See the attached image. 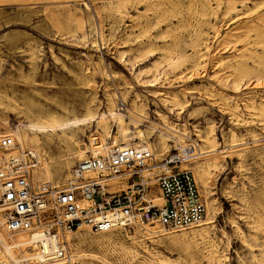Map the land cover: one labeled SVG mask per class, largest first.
<instances>
[{
  "label": "rangeland",
  "instance_id": "obj_1",
  "mask_svg": "<svg viewBox=\"0 0 264 264\" xmlns=\"http://www.w3.org/2000/svg\"><path fill=\"white\" fill-rule=\"evenodd\" d=\"M85 1L88 9L78 0L0 3V123L6 122L0 134L11 133L20 121L69 120L88 108L107 113L110 98L112 108L124 114V133L144 130L155 155L163 152L159 131L170 144L166 124L186 135L197 131L202 152L211 147L201 139H214L213 153L187 165L194 176L197 162L204 170L217 162L209 169L208 187L197 183L211 223L178 231L150 221L107 232L81 225L88 236L65 240L64 262L70 257L72 264H264V0ZM146 6L149 16L160 18L149 29L137 17ZM149 41L153 55L146 53ZM87 79L93 88L83 85ZM107 118L111 136L101 135L109 144L122 138ZM96 129L89 122L74 130L86 156ZM40 137L45 151L36 167L51 165L50 178L41 180L60 179L78 158L64 163L59 157L78 147L59 134ZM116 178L115 189L110 179L105 182L110 191L128 187V174ZM0 219L6 237L17 234L3 228L1 209ZM0 259L15 264L1 246Z\"/></svg>",
  "mask_w": 264,
  "mask_h": 264
},
{
  "label": "built area",
  "instance_id": "obj_2",
  "mask_svg": "<svg viewBox=\"0 0 264 264\" xmlns=\"http://www.w3.org/2000/svg\"><path fill=\"white\" fill-rule=\"evenodd\" d=\"M196 132L183 133L181 140L174 135L170 148L158 156L144 145L111 142L104 155L91 153L77 160L59 183L46 181L35 189L28 171L36 161L31 153L0 154V206L5 230L9 234L41 232L49 239V248L48 242L37 238L35 251L42 256L40 260H53L68 254L57 236L81 223L97 232L128 226L138 219L156 222L166 231L196 225L206 213L187 166L203 153ZM13 143L12 136L0 135V148ZM87 171L93 175H86ZM120 173L128 174V187L110 191L106 180ZM156 190L162 198L160 205L153 203Z\"/></svg>",
  "mask_w": 264,
  "mask_h": 264
},
{
  "label": "bare ground",
  "instance_id": "obj_3",
  "mask_svg": "<svg viewBox=\"0 0 264 264\" xmlns=\"http://www.w3.org/2000/svg\"><path fill=\"white\" fill-rule=\"evenodd\" d=\"M7 0H0V3L5 2ZM81 1V4L83 5V8H89L90 4L87 3L85 0H78ZM142 1L139 0L137 3H141ZM149 10H151V8L149 6H146L145 9L143 10L142 13L138 14L137 17H139V20L142 19V21L144 20V25L146 29H149L150 26L153 25L154 21L153 19L157 18L156 20L158 21V19H160L158 16V14H153L151 16H149ZM119 12H122L120 9L118 10ZM154 16V17H153ZM137 20L135 21L136 23L134 24V26H137L140 21ZM148 32V31H147ZM140 33V32H139ZM128 37L131 35V33H127ZM141 42L137 43L136 48L140 47ZM94 46V45H93ZM146 49V53L148 55H153L154 54V46L152 44V41L148 42V45H146L145 47ZM119 57L123 58V52L119 53ZM137 57V56H136ZM86 69V68H85ZM91 71V70H89ZM92 73V72H91ZM105 74H107L106 71H104ZM228 76L225 75V78H227ZM238 78H236L235 80H233V84L237 85L238 84ZM84 86L87 87H94V84L90 81V79H87V81L83 82ZM121 100H124L123 97H120L119 95H117ZM116 96V97H117ZM115 98V96H114ZM9 99V98H8ZM108 102L110 103V107L107 108V113L104 112H94L92 110H90L89 108L87 109V112L82 116V117H76V118H72L69 120H58L56 117H52L50 120H35L34 122H29V123H24V122H19L17 125L13 126L14 130L11 131V133H2V134H8L10 136L13 137L14 143L13 145H10L8 147L5 148H0V154H3L5 156H9V155H18L20 153L24 154V152L28 151L31 153V155L36 159L35 163H33L32 165H29L28 171H29V176L32 182V186L33 188H37L39 186L40 183L42 182H50L52 184L55 183H59L60 181H62L63 179L66 178V176L69 175L70 171L63 177H61L60 179L51 181V180H41L42 178H47L49 179L51 176V165L49 164L48 161L43 162L42 165H39L36 167V165L39 163L38 161V157H40L39 152H43L44 153V147L42 145V140L40 137V134L47 136L50 134H59L61 139L64 142H71L73 143L76 147H78L74 152H71L70 150H67L66 153H64L63 156L59 157V161H64V163L68 162V160L74 156H77V160L79 159H83L85 158V152H87L88 150H84L83 148H81L80 146H78L76 139H77V133L74 131L76 129H78L79 127L88 124L89 122H95L96 125L100 128V130H95L94 133H92L90 136V147L91 149L90 152L93 154H102L104 155L108 148H109V144H108V140L105 139V141L102 139V133L105 135V138H108L111 136L109 127L107 125V121L109 116H111V119L114 120V122H116L117 125V133L121 136V140L117 141V142H113L115 144H133V145H144L146 147H148L150 149V151H152L154 153L153 150V146L151 143L147 142L146 140V135L144 130H140L139 132L135 131V130H131L129 131V133L125 134L123 129L125 127L124 125V114H122L120 111H118L119 108L117 109H113L112 108V101L108 100ZM92 106V105H91ZM136 106V104H135ZM89 107V106H88ZM119 107V106H118ZM132 107H129V110ZM122 109V107H121ZM131 112V111H130ZM140 116L139 113H134ZM160 114V113H159ZM38 116V115H37ZM76 116V115H75ZM130 117V116H129ZM131 121H137L138 119H136V117H130ZM6 122L0 123V126L4 125ZM157 124V123H156ZM12 125V124H11ZM91 125V124H90ZM132 125V124H131ZM168 130H170L172 132V136L169 137V142L173 139L174 135L177 136L178 140L180 139V136L178 135H182L184 133V131H179L178 129H176L174 126H170V125H166L163 124ZM136 125L133 124V127H135ZM11 128V127H10ZM212 130V128H210ZM1 131V130H0ZM162 131V130H161ZM160 132L159 134V139H158V143L160 144V150H162L163 152H161L159 155L163 154L164 151H167L168 149V145L166 142V139L164 138V136L162 135L163 132ZM0 134V135H2ZM93 134H96L95 136H92ZM171 135V134H170ZM206 135V134H205ZM128 137L127 139L125 137ZM138 139L141 142H135L133 141L134 139ZM129 141H133L131 143H128ZM156 141V140H155ZM202 142H204L205 146L211 147V149L209 150H203L202 154H207L209 152L214 151V139L210 138V137H204L201 139ZM157 143V144H158ZM29 146L30 149L26 148ZM63 146V145H62ZM50 147V146H49ZM155 154V153H154ZM85 155V156H84ZM213 157V156H212ZM214 158V157H213ZM58 160V159H57ZM216 160L213 162H210L207 166L209 167V169H213L214 167H216ZM72 168V167H71ZM194 170L196 169V176H194L193 171L192 174L194 176V179L197 183H200L202 185L203 188H207L208 187V183H209V177H210V170H204L202 168V165L199 164L198 162L194 165V167H192ZM71 170V169H70ZM86 175H93L92 171H87L85 173ZM123 173H120L118 175H116L115 177L120 176ZM115 177L110 178L109 180V185H110V189H115L118 185L116 184L117 178L115 179ZM128 185V184H127ZM198 186V184H197ZM199 189V187H198ZM200 192V190H199ZM201 196L202 193L200 192ZM203 198V196H202ZM203 201L205 203L206 206V202L203 198ZM153 203L156 205H160L162 203V198L159 194H155L153 193ZM0 209L1 206H0ZM210 213H207V207H206V213H205V218L202 219L199 223H197L196 225H189L188 227H192V226H198L201 224L207 225L209 223H211V216L209 215ZM134 221H141L140 219L138 220H134ZM0 224H2V219H0ZM4 225V224H3ZM81 225H85L88 226L90 229L91 227L86 224V223H81L79 224L77 227L65 230L67 231L65 234V239L62 237L63 232L60 233L59 236H57L56 240H58L59 242H61V240L65 243V240H67L69 243L71 242V238L72 235H81L83 234L85 238H87L86 233L80 232L81 230L85 229L83 226L81 227ZM121 225L117 226L120 227ZM115 227V228H117ZM4 228V227H3ZM115 228H111L108 231H111ZM187 228V227H184ZM184 228H180L178 230L184 229ZM92 230V229H91ZM147 230V229H146ZM178 230H173V231H178ZM93 231V230H92ZM26 234L27 232L24 231H19L16 232L17 234L15 235H10L8 237L5 236L3 230H0V246L3 250V253L7 256H9L14 262L15 264H20V261H28V264H37V263H32L34 260L39 262V263H45V264H66V262H64L65 258H68V254L64 257L61 258H56L53 260H40L43 259L41 258L42 256L39 254V252L35 251V247H34V241L39 238L42 240V242L47 243V247L49 248V239L44 237V235L41 232L38 233H33V234H29V238L26 237V235L22 234V233ZM103 232H107V231H103ZM151 232V231H150ZM75 239V238H74ZM54 240L50 239V242L52 243ZM92 242L98 243L99 240H95L92 238L91 240ZM75 242V241H74ZM32 246L33 247V251L32 252H28L27 251V247L28 246ZM74 245V244H73ZM54 246V243H53ZM73 247V246H72ZM18 252V254H20L19 257H17L16 253ZM88 255V254H87ZM4 256V255H3ZM73 256H76V254H74ZM78 256H84V254H80ZM64 259V260H63ZM72 258L69 257V264H72L71 261ZM87 259V258H86ZM92 259V258H91ZM95 259V258H94ZM93 260V259H92ZM159 260V259H158ZM4 261L2 259H0V263H3ZM161 262V260H160ZM214 262V261H213Z\"/></svg>",
  "mask_w": 264,
  "mask_h": 264
}]
</instances>
